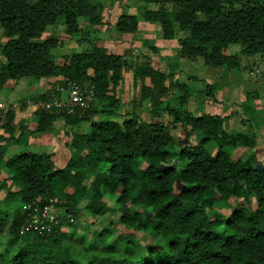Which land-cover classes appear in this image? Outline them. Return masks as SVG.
<instances>
[{
	"label": "trees",
	"instance_id": "1",
	"mask_svg": "<svg viewBox=\"0 0 264 264\" xmlns=\"http://www.w3.org/2000/svg\"><path fill=\"white\" fill-rule=\"evenodd\" d=\"M137 1L157 4L141 18L157 24L164 38H178L179 56L186 60L200 58L205 65L231 69L238 64L228 51L232 44L239 54L264 56V0ZM80 17L99 23V2L0 0L6 38L0 42V92L6 83L27 77L50 84L76 81L98 100L81 115L34 111L30 133L50 132L57 118L65 119L67 128L89 123L85 133L73 132L64 143L70 156L61 167L51 153L22 152L3 160L9 143L19 140L15 113L0 118V171L7 169L5 176L0 173V189L6 191L0 203L19 198L10 213L0 209V234L9 235L0 264H264V166L253 154H236L254 144L256 124L250 133L231 135L226 117L178 107L168 110L167 123L135 113L121 122L111 119L121 103L117 87L126 60L96 44L57 60L61 41L41 38L48 26L59 23L69 32L78 30ZM137 24L136 15H119L115 23L120 33H135ZM137 72L161 90L170 77L147 66ZM178 87L183 104L188 93L184 84ZM177 123L201 142L178 148L171 133ZM104 196L126 228L110 242L109 228L75 230L82 200V208L95 217L107 206ZM50 197L72 220L62 215L58 223L45 220L49 228L28 227L26 204L42 207Z\"/></svg>",
	"mask_w": 264,
	"mask_h": 264
},
{
	"label": "rangeland",
	"instance_id": "2",
	"mask_svg": "<svg viewBox=\"0 0 264 264\" xmlns=\"http://www.w3.org/2000/svg\"><path fill=\"white\" fill-rule=\"evenodd\" d=\"M101 6V21L97 24H89L88 20L80 17L78 30L69 32L62 23L48 26L41 34V38H55L61 41V46L54 53L58 60L60 55L72 54L84 51L88 46L96 44L109 52L121 55L128 65L120 72L121 81L117 88L121 103L117 116H111L121 122L124 118L135 113L147 121H162L167 123L171 120L168 115L170 108H184L194 114L203 112L218 114L227 118L225 126L231 135L249 132L250 126L255 134L254 144L250 148H241L238 155L253 154L257 159L259 167L264 166V56L239 54V46L232 44L229 52L238 58V64L231 69L214 68L205 65L200 58L189 61L179 56L177 39H166L157 24L149 23L141 18V12L153 10L157 4L152 2H139L137 0H97ZM119 15H136L138 27L135 33H120L116 29V20ZM180 34V33H179ZM182 36V35H178ZM6 38L2 36L0 27V42L4 43ZM3 59V60H2ZM56 60V61H57ZM1 61H4L3 56ZM169 74L164 83L165 88L161 90L149 80V77L138 75L143 67ZM171 74H170V73ZM51 80V79H50ZM60 80H64L62 77ZM58 83L50 84L46 80L32 81L23 77L18 82H8L0 92V118L12 110L15 113V136L18 144L9 143L3 160L12 155L22 152L33 154L51 153L56 164L63 166L70 156L65 142L72 140L73 132L85 133L89 123L79 122L77 125L67 128L65 119L57 118L53 126L47 132L30 133L34 129L37 116L35 110L59 113L65 111L67 114H83L88 108L97 105V97L87 89L83 95L86 105L80 106L69 101V92L66 86L57 93L51 92ZM149 87V92H143V86ZM184 84L188 93L187 100L180 104L179 96L182 89L178 85ZM62 85V81L59 82ZM206 86L210 89L207 93ZM47 90V93L44 91ZM44 93L46 96L42 97ZM261 116H259V115ZM96 117V116H95ZM261 118V119H260ZM26 130L21 133V128ZM0 133H3L0 129ZM175 145L180 148L201 142L188 133L187 128L180 123L171 128ZM3 170V171H2ZM0 173L5 176L6 168ZM90 179L86 180L89 184ZM10 181H7L9 185ZM13 189V187H12ZM5 189H0V199L5 195ZM111 197V196H110ZM56 202L57 199L53 198ZM103 199L107 203L105 209L95 217L88 215L83 205L86 199L80 203L78 216L75 219V230L87 231L92 227L109 228L112 235L107 242L112 241L119 232L126 228L118 222V212L109 201L108 196ZM18 196H13L7 203L1 202L0 209L11 212L18 203ZM38 202L34 203L29 213H32L28 221V227H35L33 222L44 224V219L38 216ZM26 204L25 210L29 209ZM54 213L61 217L67 215L64 208L56 205ZM44 217V215H42ZM68 218L71 215H67ZM50 213L47 217L49 219ZM72 218V217H71ZM42 229L40 226L37 227ZM65 230V229H64ZM135 237L140 232L131 231ZM8 234L5 230L0 234V249L8 244ZM89 243V240L87 241Z\"/></svg>",
	"mask_w": 264,
	"mask_h": 264
},
{
	"label": "built area",
	"instance_id": "3",
	"mask_svg": "<svg viewBox=\"0 0 264 264\" xmlns=\"http://www.w3.org/2000/svg\"><path fill=\"white\" fill-rule=\"evenodd\" d=\"M64 86H66L67 92H69V101L72 104L80 105V106L86 105L85 100H84L85 94L83 95V91L85 93V91L87 90L86 85L81 86L76 81H67L66 84H62V85H59V83H58L56 86H54L53 89H51L52 90L51 92L55 91V93H57L58 91L63 90ZM55 203H56V201L52 197H50L47 200V202L42 205V207H38L39 208L37 210L38 216H36V220L39 217H41L42 219H44V221L48 220V221H54L55 223H58L59 222V217H58L57 214L54 213V209L56 207ZM29 206H30V208L28 210L30 212V210H31V208L33 206H31L30 204H29ZM48 213H50L49 219L46 218ZM42 215H44V217ZM31 216H32V213H29V218L27 220V223L30 220ZM69 220H72V218L69 217ZM33 224L35 225V228H37L39 226L42 229L43 228H49L48 226H45L44 224L39 225V223H37V222H33Z\"/></svg>",
	"mask_w": 264,
	"mask_h": 264
}]
</instances>
